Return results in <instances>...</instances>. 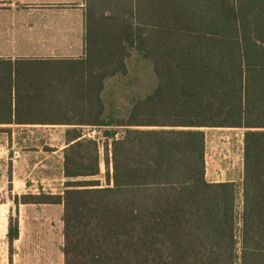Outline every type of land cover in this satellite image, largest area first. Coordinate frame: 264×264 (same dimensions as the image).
I'll list each match as a JSON object with an SVG mask.
<instances>
[{"label":"trees","instance_id":"obj_1","mask_svg":"<svg viewBox=\"0 0 264 264\" xmlns=\"http://www.w3.org/2000/svg\"><path fill=\"white\" fill-rule=\"evenodd\" d=\"M85 29L80 59L0 58V124L67 127L63 194L18 207L63 206L64 264H264V0H86ZM136 54L156 85L120 105ZM205 129L245 131L242 185L207 179Z\"/></svg>","mask_w":264,"mask_h":264},{"label":"crops","instance_id":"obj_2","mask_svg":"<svg viewBox=\"0 0 264 264\" xmlns=\"http://www.w3.org/2000/svg\"><path fill=\"white\" fill-rule=\"evenodd\" d=\"M85 12L86 0H0V52H15L18 55L15 56L16 58L14 56L1 55L0 58L10 60L15 64L19 59H80L84 57L86 48ZM8 37L17 38L10 43ZM58 127L62 126L0 124L1 207H5L8 202L12 205V198L15 200L16 197L20 198L30 194L31 184L46 185L45 187L53 185L55 187L56 182L66 183L64 160L59 162L57 177L55 176L54 165L49 167L50 162L46 161L50 157L36 163L32 167L27 165L25 161L28 153L26 151L30 145H37L35 148L43 153L44 148L49 146V138L53 136L54 140H56V134L58 143L53 144L50 148H53L52 152L54 155L59 153L61 158L64 157L62 152L67 147L65 136L67 127L65 131L53 130ZM211 130L235 131L242 129ZM85 133L88 137L95 138L88 134L86 130ZM207 137L206 133V155ZM242 138L244 139V134ZM31 168L34 171L47 168L44 169L45 176L35 179L27 177L24 172ZM206 177L212 183H236L242 185L244 170L241 179L211 181L207 173L206 160ZM58 186H64V184H58ZM54 191L52 189L49 192L43 188L40 193L58 195ZM63 192L59 194H63ZM4 196L7 202H3L2 197ZM20 206L39 207V205ZM20 238L16 242L20 241Z\"/></svg>","mask_w":264,"mask_h":264},{"label":"rangeland","instance_id":"obj_3","mask_svg":"<svg viewBox=\"0 0 264 264\" xmlns=\"http://www.w3.org/2000/svg\"><path fill=\"white\" fill-rule=\"evenodd\" d=\"M17 37H8L11 43ZM20 38V37H18ZM18 56L15 52H0V56ZM13 57V58H14ZM16 58V57H15ZM156 85V77L151 64L139 55H134L129 62V75L125 78L111 80L107 84L108 93L116 95L120 105H128L130 101L144 97L149 94ZM126 112V111H123ZM127 119V118H126ZM66 127H58L55 130L65 131ZM103 129L88 128L86 132L96 137L100 141L101 157L103 160L102 174L96 178L103 187L107 186L105 161L108 153L105 149L106 138L103 137ZM207 133V173L211 181H226L229 179H241L244 170V130H211L205 129ZM48 145L43 153L39 152L32 144L29 146L25 157L27 165L33 166L45 160L50 162L49 167L55 168V176L58 175L59 162L64 160L61 154H53V144L58 143L53 136L49 138ZM111 143V141L109 142ZM58 150V149H57ZM63 153V152H62ZM46 162V163H47ZM47 167V165H45ZM47 169V168H44ZM34 171L27 169L24 174L35 179L45 176V170ZM64 184V186H58ZM46 185L31 184L32 194H39L43 188L51 192L61 193L65 189V182H56L55 187H45ZM3 202H7L6 197H2ZM13 202L15 200L12 198ZM16 204V202H15ZM15 214L13 206L8 202L5 207L0 206V264H64L62 248L64 245V208L62 205L47 206H20L16 204ZM243 196L242 189L238 196V209L242 213ZM10 216L19 217L20 241L15 242L12 258L10 259V249L7 240V230ZM7 228V229H6ZM241 229V225H240Z\"/></svg>","mask_w":264,"mask_h":264},{"label":"water","instance_id":"obj_4","mask_svg":"<svg viewBox=\"0 0 264 264\" xmlns=\"http://www.w3.org/2000/svg\"><path fill=\"white\" fill-rule=\"evenodd\" d=\"M11 203H12V206H13V214L16 215L15 214V208H17V206H16L15 202L12 201Z\"/></svg>","mask_w":264,"mask_h":264}]
</instances>
